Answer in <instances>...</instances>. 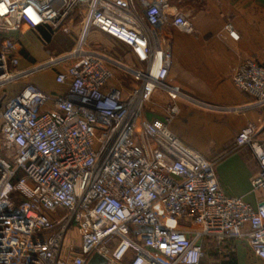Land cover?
I'll return each instance as SVG.
<instances>
[{
	"label": "built area",
	"instance_id": "built-area-1",
	"mask_svg": "<svg viewBox=\"0 0 264 264\" xmlns=\"http://www.w3.org/2000/svg\"><path fill=\"white\" fill-rule=\"evenodd\" d=\"M176 1L0 0V264H200L203 235L244 238L264 259V66L245 58L231 72L263 110L234 138L257 160L253 207L225 195L216 161L169 128L179 100L201 105L168 78L163 28L194 32ZM73 27L70 49L19 68L15 35L32 31L45 43L40 30ZM92 30L124 46L123 56L90 46ZM223 33L239 39L230 20ZM48 70L59 91L29 81ZM156 92L162 116L147 107ZM71 226L76 251L64 247Z\"/></svg>",
	"mask_w": 264,
	"mask_h": 264
},
{
	"label": "crops",
	"instance_id": "crops-1",
	"mask_svg": "<svg viewBox=\"0 0 264 264\" xmlns=\"http://www.w3.org/2000/svg\"><path fill=\"white\" fill-rule=\"evenodd\" d=\"M175 5L191 18L194 32H182L169 23L163 28L172 54L168 78L201 105L179 100V113L169 128L186 146L216 161L215 174L225 195L254 207L260 196L251 186L257 160L249 148H234V138L244 125L262 118L263 110L251 106L252 97L233 84L231 72L245 58L264 66V0H177ZM228 20L239 35L237 41L223 33ZM49 74L47 78L36 74L29 81L43 84L44 90L59 91L54 72ZM159 99L165 100L157 92L153 100ZM230 107L242 109L233 112L227 109ZM167 221L179 229L196 228ZM201 245L200 264H264L244 238L229 236L217 242L203 235Z\"/></svg>",
	"mask_w": 264,
	"mask_h": 264
},
{
	"label": "rangeland",
	"instance_id": "rangeland-1",
	"mask_svg": "<svg viewBox=\"0 0 264 264\" xmlns=\"http://www.w3.org/2000/svg\"><path fill=\"white\" fill-rule=\"evenodd\" d=\"M74 18H75L74 24H78V20L80 18L79 15L74 14ZM74 30L75 28L73 27V30H71L69 34H64L61 31L50 32L49 34L43 33L42 36L45 40V43L40 39V37L35 32L32 31H28L23 35H15V39L19 46V51H18V55L20 59L19 68H24L31 63L45 60L50 54L57 55L61 52L70 49L75 41ZM46 35L49 36V38H47ZM20 36H23L22 43L19 40ZM89 44L90 46L98 50L108 52L113 58L122 57L124 53V46L112 40L110 37H108L107 35H105L104 33L98 30H93L90 33ZM50 72L51 71L48 70L39 74H43V76L47 78L48 76H50L49 74ZM22 82L19 81L17 84L11 85L9 87L10 90L8 91V95L13 93L15 90H18L22 85ZM17 85L18 87L15 88V86ZM42 85L43 84H39L40 87H42ZM147 105H148L147 107L154 108L155 110L154 116H162L165 100L159 99L157 101H154L152 99V101ZM22 174L23 172L20 171L19 175L21 176ZM78 243H79L78 235L71 226V228L67 233L64 247L71 244L73 245V249L76 251Z\"/></svg>",
	"mask_w": 264,
	"mask_h": 264
},
{
	"label": "trees",
	"instance_id": "trees-1",
	"mask_svg": "<svg viewBox=\"0 0 264 264\" xmlns=\"http://www.w3.org/2000/svg\"><path fill=\"white\" fill-rule=\"evenodd\" d=\"M47 38H49V36L46 35Z\"/></svg>",
	"mask_w": 264,
	"mask_h": 264
},
{
	"label": "water",
	"instance_id": "water-1",
	"mask_svg": "<svg viewBox=\"0 0 264 264\" xmlns=\"http://www.w3.org/2000/svg\"><path fill=\"white\" fill-rule=\"evenodd\" d=\"M93 261V260H92ZM92 263V262H91Z\"/></svg>",
	"mask_w": 264,
	"mask_h": 264
}]
</instances>
